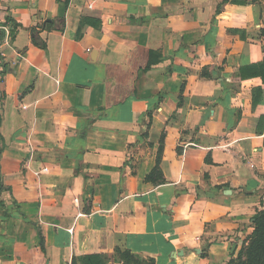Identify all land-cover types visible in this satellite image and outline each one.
<instances>
[{
	"label": "crops",
	"instance_id": "obj_1",
	"mask_svg": "<svg viewBox=\"0 0 264 264\" xmlns=\"http://www.w3.org/2000/svg\"><path fill=\"white\" fill-rule=\"evenodd\" d=\"M243 1L0 0V264L237 256L264 207V85L237 77L264 0ZM138 47L160 62L134 80Z\"/></svg>",
	"mask_w": 264,
	"mask_h": 264
},
{
	"label": "trees",
	"instance_id": "obj_2",
	"mask_svg": "<svg viewBox=\"0 0 264 264\" xmlns=\"http://www.w3.org/2000/svg\"><path fill=\"white\" fill-rule=\"evenodd\" d=\"M230 0H222L221 4L218 6L216 13L220 12V8L223 4L229 2ZM232 2L237 4H242L243 0H232ZM11 24L8 32V40L12 42L17 33V24L8 20ZM4 38V31L0 29V44ZM42 49L45 48L43 43H38ZM137 62L133 64V69L135 70L134 80L138 77L139 73H146L153 66H156L160 62V56L155 54L153 51L142 49L141 47L136 48ZM0 61L2 63L3 69L6 65L2 61L0 56ZM237 77L241 80H249L253 78H259L264 85V60L262 62L242 66L238 69ZM117 90H122L120 86L116 87ZM261 95V89H255L253 91L252 106L253 108L257 106L259 98ZM124 100L121 98L116 103H120ZM115 103V102H114ZM262 123L264 119L261 120ZM253 232L247 238L246 243L242 246L241 250L236 257H231L225 264H264V207L262 210L258 211L252 218ZM98 257H90L87 264H92V261L97 260ZM101 264V263H100Z\"/></svg>",
	"mask_w": 264,
	"mask_h": 264
},
{
	"label": "built area",
	"instance_id": "obj_3",
	"mask_svg": "<svg viewBox=\"0 0 264 264\" xmlns=\"http://www.w3.org/2000/svg\"><path fill=\"white\" fill-rule=\"evenodd\" d=\"M5 32H6V30H5ZM0 51H1V48H0ZM45 171V170H44ZM198 240V239H197Z\"/></svg>",
	"mask_w": 264,
	"mask_h": 264
}]
</instances>
